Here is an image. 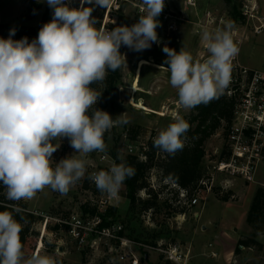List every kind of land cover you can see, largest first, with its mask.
<instances>
[{
  "label": "clouds",
  "instance_id": "9594fccd",
  "mask_svg": "<svg viewBox=\"0 0 264 264\" xmlns=\"http://www.w3.org/2000/svg\"><path fill=\"white\" fill-rule=\"evenodd\" d=\"M46 2L52 19L35 39L14 40L15 28L7 39L0 38V184L8 201L31 200L46 187L67 194L85 177L87 155L104 152L105 133L124 122L94 107L102 91L90 85L103 84L109 72L126 64L119 51L122 45L140 52L159 43L157 18L165 7V0H141L144 14L135 24L105 31L97 29L92 11L97 6L107 9L111 0H86L90 7L84 6L85 0L80 7L70 6L71 0ZM232 27L229 22L214 31L203 30L201 38L210 53L203 62L194 61L182 48L177 52L163 47L170 84L183 108L207 104L229 86L232 61L239 53ZM189 127L177 117L159 132L153 146L175 154L184 147ZM63 138L82 158L70 155L53 168V153L60 147L54 141ZM134 175L135 169L122 162L87 178L102 193L116 196ZM11 208L0 211V264H56L48 255H24L23 225L13 215L21 209L18 204Z\"/></svg>",
  "mask_w": 264,
  "mask_h": 264
},
{
  "label": "rangeland",
  "instance_id": "374dc122",
  "mask_svg": "<svg viewBox=\"0 0 264 264\" xmlns=\"http://www.w3.org/2000/svg\"><path fill=\"white\" fill-rule=\"evenodd\" d=\"M37 1L43 5L42 11L33 19H27L28 0H0V24L3 25L0 29V38H8L10 32L8 25H39L48 4L46 0ZM194 1L197 4L196 9L188 4L189 0H165L162 13L173 17L165 20L160 15L157 18L161 23V26L156 29L159 43H154L150 49L136 52L124 46L123 54L126 56V64L122 68V81L117 85L111 98V105L106 111L116 119L124 121L107 132L105 151L111 157L139 153L140 148L147 146L150 139H155L159 132L174 123L177 117L182 118L191 110L183 108L180 102L176 103L174 97H177V91L172 86V90L168 92L169 101H164L162 98L166 91L163 90L161 83L170 81V72L159 65L163 62L161 59L166 61L167 58L162 51L164 46L176 50L175 44L178 47L183 46V43L178 44L179 42L193 44L199 41L202 47L204 41L201 37L204 29L200 31L199 28L201 29L200 25L207 21V12L216 16L225 15L232 24L246 25L240 14L245 0H230V4L226 0ZM81 2L82 0H71L70 6L80 7ZM139 3L142 5L141 0ZM86 4L85 0L84 6ZM234 6L238 7L237 12ZM259 6L261 13L264 14V0H260ZM121 11L134 19L135 23L139 16L144 14L139 12V8L133 2L123 3ZM50 16L52 19V11ZM93 17L96 18L95 15ZM172 22L176 23L175 29L169 28ZM103 23L104 15L98 30H101ZM114 23L108 22L106 29L110 30V25ZM202 54L201 50L200 54L193 57L194 61L202 62ZM138 60L140 61L133 81L134 66ZM239 61L250 68L264 71V33L254 35L251 30L247 31V37L241 46ZM141 67H143L142 84L145 85L154 79L156 87L154 94L144 95L145 97H140L138 92H135L139 89L138 77ZM134 92L135 94H132ZM132 96H135L137 101ZM147 101L154 109H149L141 103ZM132 126H140L137 141L128 138ZM54 143L60 144V147L53 153V168L55 162L58 163L70 155L77 159L82 158L80 153H74L75 150L71 147L68 138H63L61 141L58 139ZM225 143L224 131L219 129L205 144L206 155L202 163L204 171L202 180L209 179L207 185L211 184V189L201 192L199 202L193 208L184 204L188 199L185 202H179L181 188L176 183L161 177L156 168H153L149 174V183L158 195V207L155 209L132 213L129 209V200L125 197L126 188L123 183L119 191L120 197L115 201L117 212L113 219L124 222L125 236L137 244L133 245L134 252L130 253L125 261H115L112 264H164L163 255L146 246L157 247L159 244L190 246L191 244L188 243L192 242L190 238L194 233H197L193 236L192 245V248H195L192 258L194 264H264V224L261 225L262 230L255 236L259 244L252 247L240 244L241 239L252 237L253 230L247 224L246 217L253 193L257 187H264V159L257 164L255 176L251 181L240 176L216 172L214 166L221 160ZM90 162L98 163L96 151L89 153L85 158V177L72 185L67 194H61L46 187L43 191L37 192L33 199L27 201L29 209L33 213L39 209L42 211L38 212L44 215L65 219L76 212H81L84 205L93 203L97 193L91 188L87 178ZM213 187L221 188L222 196L229 190L233 191L234 195L227 202L221 201L213 194ZM139 196L142 199L149 198L145 190H142ZM180 204L186 207V213H180L182 209ZM194 214L198 218H194ZM44 220L45 218L35 226L38 236L30 238L27 243L26 249L29 256L34 253L48 255L56 261V264H109L106 256H103V250L80 248L66 236L64 229L56 231L55 224H49L44 230ZM102 248L105 249V247ZM213 252L215 256L212 255ZM145 254L150 257L148 261L145 259Z\"/></svg>",
  "mask_w": 264,
  "mask_h": 264
},
{
  "label": "built area",
  "instance_id": "2783aa9c",
  "mask_svg": "<svg viewBox=\"0 0 264 264\" xmlns=\"http://www.w3.org/2000/svg\"><path fill=\"white\" fill-rule=\"evenodd\" d=\"M125 2H133L139 8V12L143 13L139 0H111L110 7L105 8L104 23L101 30L109 31L106 29V24L117 21L118 13L122 10V4ZM259 3L260 0H245L243 3L240 14L246 25L230 22L233 25L231 34L239 48V53L232 61L231 80L224 93L236 100V108L226 136L230 157L221 158L214 166L216 172L240 176L248 181L253 180L257 164L264 159V71L250 68L241 63L239 54L248 30H251L254 35L264 33V14L260 11ZM188 4L195 7L194 9L197 8L194 0H189ZM161 16L165 20L173 17L165 13H161ZM206 17L207 21L200 25V31L205 28L214 31L229 23L225 15L216 16L207 12ZM175 26L176 23L172 22L169 28L175 29ZM201 50L203 53L201 59L204 61L210 55L205 42L202 44ZM96 152L98 163L90 162L88 164V174L100 170L108 171L115 163L113 157L106 151ZM88 181L97 195L96 200L86 204V207L88 206L87 209L89 210L90 208L95 210V213H92L91 210L88 212L82 210L65 219L44 215L38 211L34 213L43 219L45 218L44 230L49 224H55L54 229L56 231L64 229L66 236L80 248L95 251L103 250V256H106L109 264L115 261L123 262L130 253L134 252L133 245L137 243L125 236V226L122 221H112V217H108L107 225L104 223L108 209L115 206V201L120 197V193L116 196H110L99 191L92 181L89 179ZM207 182L209 179L207 181L201 180L200 187L188 201L185 199L186 191L180 189L179 202L186 201L184 204L189 207L197 205L201 192L208 188L211 189V184L207 185ZM146 247L160 252L164 262L171 264H186V259L189 256V249L182 244H159L157 247ZM212 255L215 256L216 254L213 252Z\"/></svg>",
  "mask_w": 264,
  "mask_h": 264
},
{
  "label": "trees",
  "instance_id": "16d2710c",
  "mask_svg": "<svg viewBox=\"0 0 264 264\" xmlns=\"http://www.w3.org/2000/svg\"><path fill=\"white\" fill-rule=\"evenodd\" d=\"M226 2L230 4L231 1L226 0ZM90 6L91 5L87 3L85 7ZM233 8L237 12L238 7L234 6ZM42 9L43 5L41 2L37 0H28L26 18L33 19L40 11H42ZM50 11H52V9L47 6L39 25H8L7 27L9 30L13 28L16 29L15 35L12 38L14 40H19L27 36L29 42L32 39H35L43 24L51 20ZM104 11L105 9L99 6L95 7L92 11V16L95 15L98 22L96 24L97 29H99L101 25ZM133 24H135V20L120 11L117 16V22L110 25V30L117 26H131ZM1 28H3L2 24H0V29ZM119 51L122 54L124 53L123 45ZM122 68L123 66L115 72H109L103 84L97 86L93 83L90 85V87H97L99 91H102L96 105L94 106L95 108L107 111L110 107L112 95L117 85L122 81ZM235 108L236 100L227 96L224 92L219 95L218 98L213 99L207 104H200L199 106L191 108L188 114L182 116V118L190 125L189 130L183 137L184 147L175 154H169L154 147L153 141L155 139H150L147 142V146L140 148L139 153H127L122 156V159H118V155H112L116 164L123 162L135 169V175L132 178L126 179L124 182L126 188L125 197L129 200V209L132 210V213L136 211L143 212L158 207V195L149 183V174L153 168H156L160 172L161 177L176 183L182 190H185L187 193L185 199H190L193 196L194 192L200 187L201 180L204 178L202 163L206 155L205 144L219 129H223L224 139L226 141L227 130L232 124ZM112 117L114 120L116 119L114 116ZM139 131L140 126H132L129 130L128 138L132 141H137ZM106 136L107 132L104 135V140L106 139ZM229 157L230 151L225 143L221 158ZM142 190L147 191L149 195L148 199H142L139 196V193ZM220 191L221 188L219 187L212 188L213 194L221 201L227 202L234 195L233 191L229 190L224 196H222L220 195ZM12 204H18L21 209L18 213L14 212L13 215L14 219L23 225L20 237L23 246L22 251L27 257L29 256L26 249L27 243L30 238L38 236V232L35 231V226L42 222L43 219L29 209L27 201H8L6 198V188L0 184V211H12ZM180 206H182L180 213H186V207L181 204ZM193 207L194 206L191 208ZM83 211L88 212L90 210L84 205ZM91 212L95 213V210H91ZM116 212V206L108 209L107 216L104 217L105 225H107L108 221L106 222V219H108V217H112V221H115L113 217ZM246 222L253 230L252 237L241 239L240 244L246 247H252L259 244L255 239V236L262 230L261 225L264 224V187H257L248 209ZM164 264L171 263L164 262Z\"/></svg>",
  "mask_w": 264,
  "mask_h": 264
},
{
  "label": "crops",
  "instance_id": "0c3cea01",
  "mask_svg": "<svg viewBox=\"0 0 264 264\" xmlns=\"http://www.w3.org/2000/svg\"><path fill=\"white\" fill-rule=\"evenodd\" d=\"M183 43V46H177V44H175L176 45V51L178 52V51H180V49L182 48L184 51H186V52H188V53H190L193 57H195L196 56V54H200V52H201V50H200V42L198 41V43H193V44H186L185 42H179L178 44H182ZM143 59V58H142ZM142 59H140V60H142ZM140 60H138V62H137V64H136V66H134V75H133V81H134V79H135V76H136V72H137V67H138V63H139V61ZM161 61H163V62H161V64H159V65H161L163 68H166V69H163L164 71L166 70V71H169L168 70V68H167V64L165 63V60H163V59H161ZM132 62H135L134 60H132ZM144 66H149V65H144ZM143 66V67H144ZM143 67H141V73H140V75H139V77H138V87H139V89L137 90V91H135L136 93L138 92V95H140V97H145L144 95H150V94H154L153 92H155V80L154 79H152V80H150V81H148L145 85L144 84H142V71H143ZM167 73V72H166ZM132 81V82H133ZM161 86H162V88H163V90H165L166 91V93H164L163 94V99H164V101H169V99H170V95L168 94V92H169V90H172V87H171V84H170V81L169 80H166V82L164 81V83H161ZM176 91H177V89H176ZM135 92L134 93H132V94H135ZM177 93V97H174V99H175V101H176V103L177 102H179V98H178V92H176ZM133 97V96H132ZM133 99H137V98H135V96L133 97ZM139 99V98H138ZM137 101V100H136ZM141 101V100H140ZM139 101V102H140ZM141 103H143L145 106H147L149 109H154L153 108V106L151 105V104H149L148 103V101L145 103V102H141ZM163 103V102H162ZM162 105V104H161ZM157 106V105H156ZM160 107V106H159ZM164 120V119H163ZM165 121V120H164ZM254 194V193H253ZM252 197V196H251ZM252 201V200H251ZM250 204H251V202H250ZM249 207H250V205H249ZM36 210H38V211H42V210H39V209H36ZM194 218H198V216L197 215H195L194 214ZM184 227V226H183ZM195 234H197V233H194V235ZM194 235H192V238H190L191 240H192V242H189L188 244H191L190 246L189 245H186V246H184V247H186L187 249H189V256H188V258L186 259V264H194L193 263V261H192V258H193V252L195 251L194 249L195 248H192V245H193V243H194V240H193V236ZM189 247V248H188ZM194 247V246H193ZM133 248H135V247H133ZM192 249H193V251H192ZM145 258H146V260L148 259H150V257H149V255H147L146 254V256H145Z\"/></svg>",
  "mask_w": 264,
  "mask_h": 264
}]
</instances>
